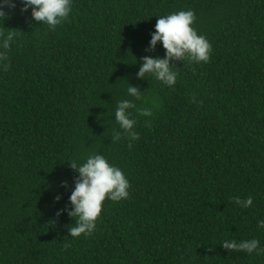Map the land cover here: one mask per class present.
I'll return each mask as SVG.
<instances>
[{"label": "trees", "instance_id": "trees-1", "mask_svg": "<svg viewBox=\"0 0 264 264\" xmlns=\"http://www.w3.org/2000/svg\"><path fill=\"white\" fill-rule=\"evenodd\" d=\"M21 7L0 21L16 32L0 69V264H264L222 248L264 246V0H72L55 30ZM181 10L209 62L176 61L172 88L137 79L144 56L166 53L146 51L157 16ZM128 84L152 116L132 110L140 138L113 141ZM93 154L121 168L130 196L106 199L93 235L73 239L56 214L78 175L69 160Z\"/></svg>", "mask_w": 264, "mask_h": 264}, {"label": "clouds", "instance_id": "clouds-1", "mask_svg": "<svg viewBox=\"0 0 264 264\" xmlns=\"http://www.w3.org/2000/svg\"><path fill=\"white\" fill-rule=\"evenodd\" d=\"M21 4V11H31V18L46 24L50 29L62 24L69 18L72 11V0H0V21L9 18V12ZM155 31L151 34L148 52H155L157 45L162 44L166 50L164 58L146 55L136 74V78L144 80L155 78L162 84L172 88L176 85L178 73L175 71V62L185 60L190 64L208 63L212 45L204 35H199L193 27L195 13L192 10H181L168 15L157 16ZM16 32L9 30L0 32V69L7 71L8 53L15 42ZM137 63V62H136ZM142 91L128 84L127 95L133 99H122L117 102L115 110V123L119 130H114L113 141H119L121 135L130 141L138 140L139 133L134 131L137 119L133 118V111L137 116L151 117L152 111L148 107L138 108L134 101L141 100ZM131 146V145H130ZM70 167L78 174L74 181V189L69 197V206L57 212V219L67 214L74 221L75 226L68 227V236L78 239L81 236L93 235L97 228V221L102 212L103 202L107 199L113 202L127 200L130 196V183L121 168L110 164L108 159L101 154L89 155L83 163L69 160ZM66 187V183L62 185ZM61 196L55 198L59 202ZM234 203L242 209H247L253 204V197L248 196L241 200L235 198ZM55 226L56 221L49 222ZM73 225V224H72ZM258 229H264V219L257 223ZM65 249L70 243H65ZM222 248L230 252H243L248 255H264V246L256 238L239 240L225 239Z\"/></svg>", "mask_w": 264, "mask_h": 264}]
</instances>
